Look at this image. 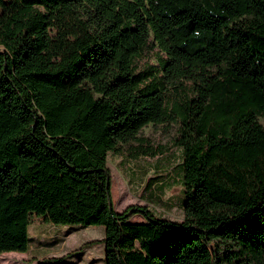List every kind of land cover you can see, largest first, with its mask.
<instances>
[{
  "label": "trees",
  "instance_id": "obj_1",
  "mask_svg": "<svg viewBox=\"0 0 264 264\" xmlns=\"http://www.w3.org/2000/svg\"><path fill=\"white\" fill-rule=\"evenodd\" d=\"M261 116L264 0H0V255L35 217L103 226L104 264H264ZM172 123L182 220L115 211L108 154Z\"/></svg>",
  "mask_w": 264,
  "mask_h": 264
},
{
  "label": "rangeland",
  "instance_id": "obj_2",
  "mask_svg": "<svg viewBox=\"0 0 264 264\" xmlns=\"http://www.w3.org/2000/svg\"><path fill=\"white\" fill-rule=\"evenodd\" d=\"M264 125V116L258 118ZM176 124H149L140 131L142 137L147 138L153 145L165 147L167 154L158 157L129 156L127 147L121 154L109 153L107 167L111 176V200L115 211H122L129 204H138L149 207L157 216L165 219L180 221L183 218L181 200L183 199L181 176L180 151L173 145ZM135 221H142L141 217H133ZM51 225V226H50ZM54 224L41 223L33 218L29 227L30 236H33L36 227L48 232ZM70 237L57 247L48 249L43 247L42 252L35 249L28 253L4 252L0 255V264H29L34 256L44 258L65 252L78 251L83 247L80 264H104L103 244L99 242L104 236V227L101 225L72 226ZM62 235L66 233L64 230ZM63 237V236H62ZM65 240V241H66ZM96 241L94 243H89ZM85 243V244H84ZM79 256V257H80ZM28 258V259H27ZM74 256L68 261L76 262Z\"/></svg>",
  "mask_w": 264,
  "mask_h": 264
},
{
  "label": "crops",
  "instance_id": "obj_3",
  "mask_svg": "<svg viewBox=\"0 0 264 264\" xmlns=\"http://www.w3.org/2000/svg\"><path fill=\"white\" fill-rule=\"evenodd\" d=\"M36 221H38V220H36ZM54 226L55 227H53V226L50 227L51 229H49L48 232H45V230L41 229L40 227H36L35 230H34L33 236H30V233H29L30 225H29V227H28V235H29V238H30V242H29L28 251L27 252H17V253L25 255L26 253H28L29 251H31L33 249H35L36 252H42L40 250H42L43 247L48 246V249H49V248H52L54 246L57 247L60 244L62 245L64 242L66 244L67 243L66 237L67 236L70 237L71 234H72V231L75 230V229L73 227H69V226H59V225H54ZM64 230H66V233H64V235H62L63 232H65ZM81 252H82V250H81ZM69 253H72V250L71 251L67 250V251L62 252L60 254L53 255V256H48V257H61V256H64V255H67ZM41 259H43V258H41ZM41 259L38 258L37 256H34V259H32V260L30 259L31 263H29V264H38L39 260H41ZM81 261L82 260H81V256H80L77 259V264H80Z\"/></svg>",
  "mask_w": 264,
  "mask_h": 264
}]
</instances>
